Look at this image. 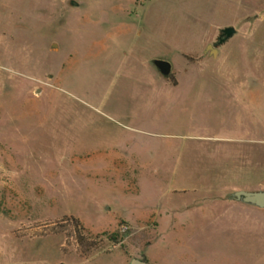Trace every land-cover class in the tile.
<instances>
[{
    "label": "rangeland",
    "instance_id": "obj_1",
    "mask_svg": "<svg viewBox=\"0 0 264 264\" xmlns=\"http://www.w3.org/2000/svg\"><path fill=\"white\" fill-rule=\"evenodd\" d=\"M262 190L264 0H0V264H264Z\"/></svg>",
    "mask_w": 264,
    "mask_h": 264
},
{
    "label": "water",
    "instance_id": "obj_2",
    "mask_svg": "<svg viewBox=\"0 0 264 264\" xmlns=\"http://www.w3.org/2000/svg\"><path fill=\"white\" fill-rule=\"evenodd\" d=\"M72 6H77L75 2L71 3ZM236 34V30L232 27L226 28L221 31L222 38L218 41V44L214 46L209 45L205 51V55L209 54L210 57L217 58L219 46L225 44L228 40L232 39ZM155 67L164 78H168L171 74V64L166 61L154 62ZM229 200L232 202L240 203L245 206L254 207L264 211V190L257 192H245L238 191L229 196ZM129 264H149L146 261L139 259H132Z\"/></svg>",
    "mask_w": 264,
    "mask_h": 264
},
{
    "label": "trees",
    "instance_id": "obj_3",
    "mask_svg": "<svg viewBox=\"0 0 264 264\" xmlns=\"http://www.w3.org/2000/svg\"><path fill=\"white\" fill-rule=\"evenodd\" d=\"M187 58L191 61L193 60L190 57ZM66 229H70V231H72L70 235L75 238L77 252L81 258H88L93 252L97 251L101 247V243L98 241V238L93 240L84 234V229L82 228L80 221L75 218L63 219L60 223L56 224L54 229H52V233L69 234ZM115 237L116 235L112 236L110 240H116Z\"/></svg>",
    "mask_w": 264,
    "mask_h": 264
},
{
    "label": "flooded vegetation",
    "instance_id": "obj_4",
    "mask_svg": "<svg viewBox=\"0 0 264 264\" xmlns=\"http://www.w3.org/2000/svg\"><path fill=\"white\" fill-rule=\"evenodd\" d=\"M230 28V27H229ZM222 38V36H221V32H220V35H219V37L217 38V42L216 43H214L212 46H214L215 47V45L216 44H218V41L220 40ZM220 47V46H219ZM219 47H217V48H219ZM171 75V74H170ZM170 77V76H169ZM168 77V78H169Z\"/></svg>",
    "mask_w": 264,
    "mask_h": 264
},
{
    "label": "crops",
    "instance_id": "obj_5",
    "mask_svg": "<svg viewBox=\"0 0 264 264\" xmlns=\"http://www.w3.org/2000/svg\"><path fill=\"white\" fill-rule=\"evenodd\" d=\"M191 54V53H190ZM147 218L145 214H142L141 216H138L137 218Z\"/></svg>",
    "mask_w": 264,
    "mask_h": 264
}]
</instances>
